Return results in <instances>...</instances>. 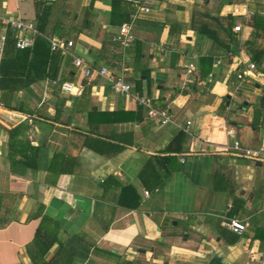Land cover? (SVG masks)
Listing matches in <instances>:
<instances>
[{"label":"crops","instance_id":"crops-1","mask_svg":"<svg viewBox=\"0 0 264 264\" xmlns=\"http://www.w3.org/2000/svg\"><path fill=\"white\" fill-rule=\"evenodd\" d=\"M134 1L0 0L1 18L74 43L55 53V79L1 83L0 264H264V162L227 149L264 147V32L252 28L264 0H149L148 13ZM131 16L123 48L113 39ZM6 35L0 68L17 53ZM73 57L122 77L131 95L86 79Z\"/></svg>","mask_w":264,"mask_h":264},{"label":"built area","instance_id":"built-area-1","mask_svg":"<svg viewBox=\"0 0 264 264\" xmlns=\"http://www.w3.org/2000/svg\"><path fill=\"white\" fill-rule=\"evenodd\" d=\"M149 0H135L134 6L142 13H148L149 10ZM134 20V16L130 17V22L123 24L118 32V35L113 39L114 42L121 45L123 48L129 47L133 42V36L131 35L130 28ZM0 27L4 28V32L0 34V55L3 53L4 45L7 40L6 30H10L13 33L15 49L18 51L30 50L34 47L36 37H42L45 39L50 47V51L53 53H63L70 54V49L74 46L72 41H66L65 39L58 38L55 36H48L40 34L34 23L24 20L20 17L15 19H3L0 17ZM240 27L234 28L235 31H239ZM72 64L75 68L80 69L84 77L90 80L94 76L105 78L111 86L114 93L118 95H131V86L124 81L122 77H116L109 73L106 67L93 68L88 66L82 59L78 57H73ZM257 69L254 63H250L247 68L237 75L238 79H243L246 76H250L253 71ZM195 67L193 64H189L185 71L183 86L187 87L188 84L194 81ZM1 78V73H0ZM51 84L58 86L61 91L68 93H79L80 90L73 84L62 83L59 84L57 81H51ZM137 105L146 110L147 116L150 118H155L162 124L170 122V115L167 111L158 110L153 106L152 99L147 96H133ZM35 117H26V121L32 124ZM230 138H234V133L232 131L228 132ZM228 152L232 155L250 160L252 162H264V147L252 150L246 148L242 145L239 140H234L230 147H227ZM147 195L148 193L145 192ZM227 227L235 234H242L246 225L240 223L239 221L233 220L227 224Z\"/></svg>","mask_w":264,"mask_h":264},{"label":"trees","instance_id":"trees-1","mask_svg":"<svg viewBox=\"0 0 264 264\" xmlns=\"http://www.w3.org/2000/svg\"><path fill=\"white\" fill-rule=\"evenodd\" d=\"M252 28L256 32H264V17L256 15L252 19ZM14 41V40H13ZM14 45V42H13ZM247 51L249 53L254 52L252 50L253 46H250V43H247ZM15 47V45H14ZM16 50V49H15ZM14 58L3 59L2 66L0 68L1 79H0V90L1 83L8 82L9 76H13L11 79H16L17 81L22 82L23 79L29 80L27 85L34 81H39L45 78L55 79L57 66L59 64V54H55L50 51L49 44H47L43 39L37 37L34 43V47L30 50L18 51L16 50ZM260 54L257 53L253 57V62H258ZM14 92V89L8 88V91ZM6 108H10L7 105H4ZM17 131L16 129H14ZM51 172H55L51 170ZM56 174H60L55 172ZM49 247L45 248V251Z\"/></svg>","mask_w":264,"mask_h":264},{"label":"water","instance_id":"water-1","mask_svg":"<svg viewBox=\"0 0 264 264\" xmlns=\"http://www.w3.org/2000/svg\"><path fill=\"white\" fill-rule=\"evenodd\" d=\"M261 118V113L260 111H256L253 117L252 125L253 126H258Z\"/></svg>","mask_w":264,"mask_h":264}]
</instances>
